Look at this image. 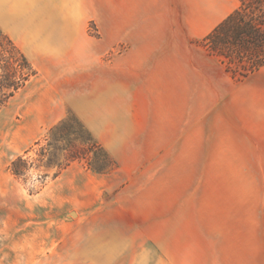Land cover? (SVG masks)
I'll return each instance as SVG.
<instances>
[{"label":"rangeland","instance_id":"obj_1","mask_svg":"<svg viewBox=\"0 0 264 264\" xmlns=\"http://www.w3.org/2000/svg\"><path fill=\"white\" fill-rule=\"evenodd\" d=\"M24 6L50 51L0 25L36 72L0 112V264H264V110L201 44L238 1Z\"/></svg>","mask_w":264,"mask_h":264},{"label":"trees","instance_id":"obj_2","mask_svg":"<svg viewBox=\"0 0 264 264\" xmlns=\"http://www.w3.org/2000/svg\"><path fill=\"white\" fill-rule=\"evenodd\" d=\"M238 7L213 28L202 40V48L207 56L214 58L227 75L236 81H243L264 67V0H237ZM36 72L25 56L13 42L0 31V112L8 103L23 90ZM66 122L53 129L50 133L47 149H41L40 159L50 156L49 148L61 142L67 132ZM78 128V133L82 132ZM89 150H101L95 143L88 141ZM65 163L57 164L59 176L70 163L80 161L84 151L71 147ZM40 160V162H42ZM113 162L108 156L87 170L103 174L111 170ZM32 164L17 158L10 162L8 172L16 179H22Z\"/></svg>","mask_w":264,"mask_h":264},{"label":"crops","instance_id":"obj_3","mask_svg":"<svg viewBox=\"0 0 264 264\" xmlns=\"http://www.w3.org/2000/svg\"><path fill=\"white\" fill-rule=\"evenodd\" d=\"M25 3L26 0H0V25L6 30V27L9 25L14 26L16 30L15 32L24 33V35H29L34 37L36 41H40L39 43L35 44L37 51L44 52L50 51L46 50L43 45V40L39 39L43 33H46L45 29H41L38 27L30 28L28 31L24 27L25 18H24V11H25ZM12 32V35L9 34ZM13 30H9L8 34L12 37ZM32 39V38H31ZM264 71V67L259 70L258 72L254 73L253 75L249 76L243 81H239V83L244 84L248 83V97L247 105L248 107H257L259 110H264V76H260L259 74Z\"/></svg>","mask_w":264,"mask_h":264}]
</instances>
